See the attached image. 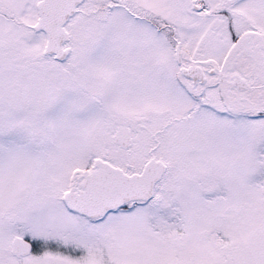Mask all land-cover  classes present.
<instances>
[{"label":"snow or ice","instance_id":"1","mask_svg":"<svg viewBox=\"0 0 264 264\" xmlns=\"http://www.w3.org/2000/svg\"><path fill=\"white\" fill-rule=\"evenodd\" d=\"M0 264H264V0H0Z\"/></svg>","mask_w":264,"mask_h":264}]
</instances>
